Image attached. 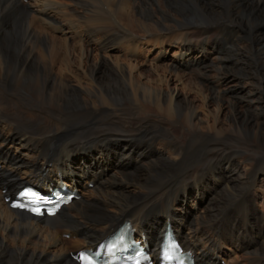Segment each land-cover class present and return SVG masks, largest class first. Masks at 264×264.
Instances as JSON below:
<instances>
[{
	"label": "bare ground",
	"instance_id": "obj_1",
	"mask_svg": "<svg viewBox=\"0 0 264 264\" xmlns=\"http://www.w3.org/2000/svg\"><path fill=\"white\" fill-rule=\"evenodd\" d=\"M197 1L210 19L203 30L214 27L219 36L225 33L232 40L241 39L233 44L238 62L222 58V66L213 65L210 61L218 53L213 41L210 47L187 51L178 44L163 66L174 76L178 69L194 66L192 56L198 64L195 69L219 73L218 83L227 87L218 85L216 107L220 110L225 101L231 109L224 115L227 133L220 130L219 114L208 112L212 123L204 126L195 107L176 87H152L154 76L139 70L135 61L138 45L162 33L142 25L145 35L136 37L126 28L132 19L128 7L162 6L166 14L158 11L160 17L164 21L174 17L176 26L182 27L193 13L185 0H72L84 9L70 6L69 13L62 10L69 6L62 0L0 1V264H77L70 253L93 248L126 220L137 239L144 238L152 251L159 248L169 222L194 264H220L231 252L228 245L250 250L264 244L260 238L264 223L250 193L244 196L249 209L245 219L253 221L261 240L235 238L232 223L233 227L221 226L216 215L234 192L241 187L249 192L256 177L264 174L257 171L251 177L250 167L240 169L232 156L234 148L243 151L246 161L264 153V0ZM97 6L113 8L105 7V11ZM12 9H24L29 16L36 13L38 20L31 16L25 30L11 35ZM157 24L161 31L168 28ZM123 42L129 44V58L108 61L107 51ZM161 43L158 49L165 47ZM92 45L102 54L94 57ZM158 52L163 57L169 54ZM252 59L260 73L255 80L245 68ZM156 81L166 84L163 77ZM234 84H242L241 89L235 92ZM250 133L257 145L246 137ZM201 142L207 143L204 150L198 146ZM190 150L200 154L194 164L187 163ZM220 156L221 164L211 167ZM209 166L212 169L206 172ZM60 182L76 190L79 199L52 217L28 216L10 209L5 201L25 184L49 187ZM89 183L94 190L87 189ZM186 202L203 205V213H189L185 208V217L179 218L181 204ZM257 263L264 264V258Z\"/></svg>",
	"mask_w": 264,
	"mask_h": 264
},
{
	"label": "rangeland",
	"instance_id": "obj_2",
	"mask_svg": "<svg viewBox=\"0 0 264 264\" xmlns=\"http://www.w3.org/2000/svg\"><path fill=\"white\" fill-rule=\"evenodd\" d=\"M71 1L72 0H69V1L68 0H66V1L62 0V3L69 5V6H63L62 10L64 8V11L69 13L70 12L69 9L72 8V7L70 8V6H73V9H76V11H77V9H79V10L84 9L83 8L84 6H82V7L79 6L81 9L78 6L77 7L74 6ZM185 1L187 2V5L193 9V13H192V15L190 14L189 16H187V20H184V22H182L185 25V26H182V27L176 26V24H175L176 18H174V17H167L168 19L166 21H164L165 20L164 18L160 17V15L158 14L159 12L166 14V12H165L166 9L163 8L162 6H160V7H149L148 10H145L144 7H138V8L137 7H130V8L128 7L129 12L132 14V19L128 21V24H129L128 26L126 25V23H125V25L127 26L126 28L129 31H132L134 33V35H136V37L142 36V34L145 35L144 32L140 29V27L142 25H145V30L149 28L150 30H157L156 33H162V35H160V38H159V36H151V38L150 37L146 38V40H144L143 42H141L138 45V52H137V55L135 56V61H136L137 65L140 68L139 70H141L142 72L146 71V72L150 73L152 76H154L152 78V80L154 81V82H152L153 86H152V83L149 84V85H151L152 87H155V88L163 87V88H168V89L176 87L179 90V92L182 94V96L185 98V100L188 101L191 105H193L195 107V111H196L198 117L200 119L204 120V122H205L204 126H206V127L210 126L209 124L212 123L211 122L212 117H210V116L208 117V112H210V113H214L215 112L214 114H216V115L219 114V116H220L219 123H218L219 127L221 128L220 130L223 133H225V132L227 133V126H226L227 125V121L224 119V115L230 114L231 109L226 106L225 101H224V103H221L222 110H221V108L219 110L216 107L217 105H216V99H215V95L216 94L215 93H217L216 91L218 89V85L220 86L219 88H221V89H224V88L227 87L225 85L222 86V84H219L220 82L218 83V77H219L218 74L219 73H217L216 70H212V69L211 70H206L207 68H204V67L200 68V69H195L198 66V64L196 62V59L194 57H192L191 54L188 53V52H186V53L184 52V53L187 54L189 57L191 56L192 61H194V66L192 68L191 67L190 68H180V69H178V72H180V73H176V75L173 76L170 73L169 74L167 73V70L163 66V64L166 62V60L168 61L171 58L172 52L173 53L176 52V48H178V44H180V45L183 44L184 45V50L187 51L188 49L191 50V49H194L195 47H201V46H204V47H208L209 46L210 47V46H212L213 41L216 42V46H217V50H218L217 51L218 53H216V57H215V55H213L214 60L216 58H217V60L214 61L213 57H212V60L210 61L211 63H213V65L222 66L220 64V61H222L225 58L233 60L234 62H238L239 57L237 58V56L235 55V53L233 51V46H234L233 44L235 42L236 43L240 42L241 39H234L233 38V40H232L225 33L221 34V36H219V34L216 33L217 31L215 30L214 27H210V29H209L210 31L203 30L202 28L203 27L205 28V26L207 24V21L210 20L208 18V16L206 15L207 13L205 12V7H201L197 0H185ZM131 6H132V3H131ZM97 7H99L102 10H105V11H107L108 7L113 8V6H97ZM105 7H107V8H105ZM65 8H67V9L65 10ZM14 10L15 9L11 10L13 12V13L11 12V15L9 14V17H10L9 18L10 19L9 20V29L11 31V35H14V33L16 34L17 32L20 33L23 30H25L27 25H29V23L32 22L31 16L34 18L35 22H37V20H38V17H37L38 14H36V13H34L35 15L33 14V15L29 16V13H27V11L24 10V9H20V10L18 9V10H15V11ZM194 11H195V13H194ZM82 12H84V11H82ZM87 13H89V12H87ZM106 14L107 15H105V17L107 19L111 20L110 16L108 15V13H106ZM66 19H67V17H64L62 20L65 21ZM25 20H26V22H25ZM180 20H182V19H180ZM157 23L164 24L168 28H166V30H164V31H161V29H160V27H158ZM35 24L38 25L37 23H35ZM112 29H113V27H112ZM150 30H148V31H150ZM98 36H100V35H98ZM98 36H96V37H98ZM162 36H163V38H162ZM220 37H222V39ZM243 39H244V37L242 38V40ZM235 40H237V41H235ZM154 41H155V43H154ZM123 43H125V42H123ZM160 43L165 46L163 49H158L157 48V46L160 45ZM125 44H122L121 46H119V48H118V46H116L115 47L116 50H114V51L113 50L107 51L106 57H108V56L110 57L109 58L110 60H108V61H111L113 59L115 60L116 58H118L121 62H125L129 58V56H128L129 49L127 47V46H129V44L128 45L127 44L125 45ZM170 46H172L175 49L174 50H173V48L170 49L169 48ZM187 46L191 47V48H187ZM253 47H256V46L254 45ZM92 49L93 50H91V52H92V55L94 57L95 56H99V55L102 54V53H100V50L95 49L93 47V45H92ZM159 50L168 51V53L170 55L169 54H165V57H166L165 58V57H163V55H159V52H158ZM169 50H170V52H169ZM252 50H254V48H252L250 50V57L254 58L255 53H253ZM127 52H128V54H126ZM158 56H162V59H161V61L159 63H158V61L156 63V61L154 59L157 58ZM219 56H220V58H219ZM92 60H93V58H92ZM254 60L255 59L251 60V64L252 65H250V62H248L247 65H245V68H246V70L249 71V74L250 75H254V79L253 80H255V78L258 79V77L260 76V73L257 71V68L255 67L257 65V61L255 60V62H254ZM70 66L72 67V65H70ZM203 73H204V75H202ZM155 77H157V78L158 77H160V78L163 77V79L166 80V84L161 86L160 83H156L157 82L156 81L157 78H155ZM142 79L143 78L141 77L140 80H142ZM180 79H181V82H182L181 85H179V83H178V81H180ZM241 86H242V84H234L232 86V88H233V90L235 92H237L238 90L241 89ZM248 89H249V87H247V89H245V91H248ZM227 95H228L227 93L224 95V99L225 100L228 99ZM237 103H239V105L242 107V103L240 101H238ZM204 106H206V107H204ZM152 110L154 112H156L154 109H152ZM154 114L158 115V113H154ZM222 120H223V122H222ZM224 128H225V130H224ZM173 132H175L176 135L179 134V130H177V129H175ZM235 132L243 133L242 129H240V130L239 129H235ZM250 134L246 135V137H248V139L250 138L249 140H250L251 143L257 145L256 137H254L253 133H250ZM263 136H264V133H263ZM138 142H140V144L142 143L141 140H138ZM206 145H207V143H203V142L198 143V146L202 150H204V146L206 148ZM144 146H146V145H144ZM202 146H203V148H201ZM218 146H219V148L222 147L221 142L218 143ZM261 146L264 147L263 144ZM241 151L242 150L240 148H238V149L234 148V153L232 155L238 161L240 169L247 170V167L248 168L250 167L249 168V173H250L251 177H253V174L255 172H257V171H264V168H262V167H264L263 166L264 165V161H263L264 160V153L262 151H261L260 154L256 155L255 157L253 155L252 158L254 160L252 158H251L252 160L249 159L251 161L249 163H251V164L248 163L249 160L246 161V160L243 159V158H246V157H245V154L243 153V151H242V153H241ZM21 152L22 151H20L18 153V155H20ZM237 154H238V156H237ZM199 155L200 154H197L194 150H190V153L188 154V157H187L188 158V162L187 163L194 164L196 161H199V158H200ZM239 155H240L241 158L239 157ZM261 155H263L262 158H260ZM229 156H231V154ZM222 158L223 157L220 158V161H218V162H216V163H214L213 165H210V166L211 167L219 166L221 164V162H222L221 161ZM252 161H253V163H252ZM210 166L206 169V172H208V171H210V169H212ZM257 167H258V169H257ZM260 177H262V178H260ZM87 189L88 190H92V189L94 190V188H93V186H91V184H88ZM238 190L236 191L237 193L234 192V194H233L234 196L231 195L233 198L229 197L226 200L227 202L225 201L223 203L224 205L220 204V205H223V206L218 207L219 209H218V212H216V215H217L218 219H220L221 223H223L221 226H224V227L228 226V225H230V227L234 226L235 227V231H234L235 238L239 239L241 237L246 242L247 241H251L253 239L255 240V238H256V240H258V239L259 240H261V239L264 240V226L262 228V234L260 236V238H261L260 239L258 237V235H256V233L254 232L255 229H253L254 228L253 227V225H254L253 221L250 220V222H249L248 220L245 219L249 209H248V204L245 202L246 199L244 197L246 194L250 193V196H252L253 200L255 201V208H256L257 214L261 217V220L264 223V174L258 175L256 177L255 184L251 185V189H249L250 190L249 192L247 191V189H245V187H241L240 190H239L240 192H238ZM173 193L174 192H172L171 195H173ZM238 195H241V196H238ZM236 197H238L239 199L236 200ZM245 206H246V208H244ZM181 207H182L183 211L179 214V218H184L185 217V215H184L185 214V212H184L185 208H188V212L189 213H194V214H197V213L201 214V213H203V210H204L203 205H199V206L193 207L191 202L183 203V204H181ZM66 209H64V211ZM223 210H225V211H223ZM231 223H232L233 226L231 225ZM237 226L239 227V229L241 227H242V229L244 228L243 231H242L243 233L242 232L239 233V229H237ZM65 237H67V236H65ZM257 237H258V239H257ZM241 238H240V240H241ZM243 239H242V241H243ZM259 244L260 243H258V245L255 246L254 248L250 247V250L249 249L244 250L242 248L234 249V248L231 247V245H228L229 251H231V252H230L228 257H224L223 259H220V264H232V263L233 264H235V263H237V264H249V262H251V263L255 262L254 264H259V263H257L258 259H260V258L262 259V257L264 258V254H263L264 253V244H262V245H259ZM259 246L261 248H263V249H261ZM253 249H255V250L257 249V250L253 251ZM256 254H257V256H256ZM261 254H263V255H261ZM250 255H253V257L255 255V258H253ZM235 259H236V261H234ZM246 260L249 261V262H246Z\"/></svg>",
	"mask_w": 264,
	"mask_h": 264
}]
</instances>
